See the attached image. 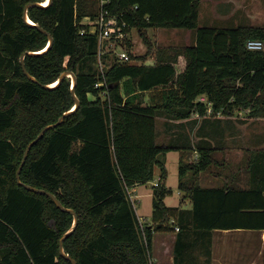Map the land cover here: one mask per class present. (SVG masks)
<instances>
[{"label":"trees","instance_id":"trees-1","mask_svg":"<svg viewBox=\"0 0 264 264\" xmlns=\"http://www.w3.org/2000/svg\"><path fill=\"white\" fill-rule=\"evenodd\" d=\"M103 1L32 5L27 9L32 26L23 19L24 8L46 1L0 0V264H72L59 251L72 214L16 179L28 144L74 107L69 77L43 87L66 71L75 75L79 106L31 147L19 179L76 213L77 225L62 243L76 264H151L154 234L174 232L173 264H203L200 256L206 249L208 254L213 231L264 230V148L245 150V188L234 182L205 188L197 176L215 164L217 148L190 136H223L219 113L228 118L227 129L235 111L264 118V49L246 48L248 40L264 44V28H199L200 0ZM100 11L125 22L121 45L128 62H118L108 42L99 47L97 35L82 23ZM159 28L193 30L194 44L158 48L154 64H146L153 48L147 31ZM132 29L146 45L143 56L131 53ZM26 52L39 53L23 59L35 81L21 66ZM157 117L176 122L174 127L185 121L189 128L159 144ZM190 150L197 157L191 163L179 159L177 187L191 209L168 206L163 156ZM155 169L151 222L142 224L129 191L152 182Z\"/></svg>","mask_w":264,"mask_h":264},{"label":"rangeland","instance_id":"rangeland-1","mask_svg":"<svg viewBox=\"0 0 264 264\" xmlns=\"http://www.w3.org/2000/svg\"><path fill=\"white\" fill-rule=\"evenodd\" d=\"M47 1V0H44ZM85 20L84 22H86ZM88 24V23H87ZM239 26L247 27H261L264 28V0H200V11L198 19V27H207L215 29H230ZM147 37L151 42L153 48L151 54L145 59V63L151 62L155 57V50L158 48H174L184 47L194 44L195 32L193 30L183 29H151L147 31ZM128 39L131 42V53L133 56L145 55L147 48L135 29H132L128 34ZM110 53L118 56L120 51L119 45L115 42H108ZM125 52L128 50L124 47ZM134 64H140V61H133ZM206 102V98H205ZM220 119H226L223 114L216 115ZM229 119L233 120V126L225 128L226 135L233 137L235 146L232 145L234 150L226 153H221L218 156H213L217 160L226 157L227 162H220L217 165L211 167L212 173L219 175L220 181L213 183L200 180L202 186H214L221 185L224 182V178L234 177L236 179H247V176L242 171L246 153L248 148H264V118H250L249 114L245 111H235ZM166 125H174L176 122L169 120L166 121L163 117L156 119V132L157 141L160 144H166L172 133H176V129L171 126V129H166ZM180 132V131H179ZM231 132H234L231 134ZM192 134V133H191ZM193 140L195 135H190ZM193 150L187 152L181 151H168L163 156L164 165L166 168L165 186L170 189L171 194L167 195L164 202L168 206H177L179 189L178 185V169L179 159L182 157L184 161H188L192 155ZM219 162V161H218ZM157 170V169H156ZM206 172V171H205ZM210 173V171H207ZM159 175V171L157 172ZM156 174V173H155ZM245 177V178H244ZM157 175L152 182L147 183L145 186L140 185L136 191V210L138 216L141 219H146L145 222H151L152 213V186L156 182ZM198 180V182L200 183ZM162 233H156L153 237L154 247H157L160 239H162ZM233 237V236H232Z\"/></svg>","mask_w":264,"mask_h":264},{"label":"crops","instance_id":"crops-1","mask_svg":"<svg viewBox=\"0 0 264 264\" xmlns=\"http://www.w3.org/2000/svg\"><path fill=\"white\" fill-rule=\"evenodd\" d=\"M85 20L88 21V18L84 19L82 23L87 25V23L84 22ZM154 62H155V57H153L151 62L148 64L152 65L154 64ZM178 62H179V65L177 69L179 70L183 69L184 65L181 59H179ZM197 100L200 101V97ZM195 117H198V116L194 114L192 118H195ZM226 119L221 120L222 127H225ZM200 125H201V121L198 120V123L196 124L195 129L199 128ZM165 126L167 130L171 129V126L166 125V123H165ZM174 128L176 129V131L178 130L180 132L185 133L189 128V124L183 121L182 123H180L179 127L175 126ZM194 137L196 140H193L192 142L196 143L198 140L202 139V140L208 141L210 144H212L213 147H216L217 151H215L213 156H218L219 154L224 153V152L226 153V156H227L229 151L234 150V148H237V147L232 146V145L234 146L236 145L235 141L233 142L234 138L229 135H226V131H225V134L220 137H209V136L207 137L206 136L205 137L194 136ZM156 141H157V138H156ZM196 157H197V152L196 151L192 152V155L189 157L188 162L190 163L193 162L196 159ZM214 159H215V162H214L215 164L212 165L211 167L217 165L220 162L222 163L227 162L226 157H223L218 160L214 157ZM211 170L212 169L207 170V171H210V173L207 171L199 173L197 176L198 180L199 181L203 180V181H207L210 183H213L215 181H220L219 175L216 173L215 174L212 173ZM157 172L158 170L155 169V173H156L155 175H157V179L154 185L158 182V178H159V175ZM246 181H247L246 178L243 180L240 178L234 180V177H233V180H232V177L230 178L226 176L224 178V182L221 185L202 186L201 181L199 184L201 187L212 188V187L222 186L224 184H232V182H234L236 184H233V185L245 188ZM146 184H144V186ZM139 186L140 185H136L133 189L129 191V194H130L131 200L134 203L136 215L140 223L149 224L150 222H145L147 218L145 220L141 219V217L138 216L137 214L136 203L138 202V200H136V197H137L136 191ZM177 195H178L177 206H179L182 209H191V202L188 198L185 197V193L179 190V193H177ZM161 236H162V239H160V242L158 243L157 247H154V242L152 241L151 264H173L172 248L174 245L176 233L175 232L167 233ZM209 241H210V248H209L208 254H207V249H206L205 250L206 255L200 256L201 263L203 264H264V230H261V231H257V230H216L212 232L211 239Z\"/></svg>","mask_w":264,"mask_h":264},{"label":"water","instance_id":"water-1","mask_svg":"<svg viewBox=\"0 0 264 264\" xmlns=\"http://www.w3.org/2000/svg\"><path fill=\"white\" fill-rule=\"evenodd\" d=\"M50 2H51V0H47V4L50 3ZM32 5H38V6H41V7H45L46 5H43L42 3H40V4H29V5H27V6L24 8V11H23V19H24V21L27 22L28 24L32 25V26H35V25H34V24L28 19V17H27V9H28V7H30V6H32ZM39 29H40V28H39ZM40 30H41L42 32H45V31L42 30V29H40ZM47 35H48V47H49V46L52 44V37H51L49 34H47ZM48 47H46V48H48ZM44 50H45V49H44ZM42 52H43V51H42ZM40 53H41V52H40ZM25 54L36 55V54H39V53H37V52H26V53H24V54L22 55V57H21V59H20V61H21V66H22L23 72H24V74L26 75V77H27L28 79L32 80V81H35V79H34L33 77H31V76L26 72V70H25L24 63H23V59H24ZM66 77H69L70 80H71V88H70V89H71V94H72V96H73V98H74V107H73L70 111L64 113V114L58 119V121H57L56 123L49 124V125L45 126V127L39 132V134L37 135V137H36L32 142H30V143L28 144V146L26 147V149H25V151H24V154H23V158H22L21 164H20V166H19V168H18V170H17V172H16V179H17V183H18L19 185L23 186L26 190L31 191V192H35V193H38V194H43V195H46V196L50 197V198L52 199V201L55 203V205H56L61 211L68 212V213L72 214V216H73V225H72V227L70 228V230L67 231V232H66V233L60 238V240H59V251H60V253H61L63 256H65L68 260H70V262H71L72 264H76V261H75V260L71 259L68 255L64 254V251H63V248H62V243H63V241L65 240V238H66L67 236H69V234L74 230V227L77 225V215H76V213H75L73 210H71V209H68V208L63 207L62 204L60 203V201H59V200H58L53 194L48 193V192H46V191H44V190H41V189L33 188V187L28 186V185H26V184H23V183H21V181H20V179H19L20 171H21V169H22V167H23V165H24V163H25V160H26L27 154H28L29 150L31 149V147H32V146H33L38 140H40V139L42 138V136L45 134L46 131H48V130H50V129H53V128L57 127L58 125H60L61 122L63 121L64 117H66V116L69 115L71 112H73L74 110H76L77 107L79 106V100L76 98L75 93H74V87H75V84H76V78H75V75H74L73 73L66 71V72H64V73H62V74L60 75L59 79L57 80L56 83H54L53 86H51V85H47V86H43V87H45V88H52V87L56 86L58 83H60V82H61L64 78H66Z\"/></svg>","mask_w":264,"mask_h":264},{"label":"built area","instance_id":"built-area-1","mask_svg":"<svg viewBox=\"0 0 264 264\" xmlns=\"http://www.w3.org/2000/svg\"><path fill=\"white\" fill-rule=\"evenodd\" d=\"M104 3L105 1L101 0V5ZM87 23L89 31L97 35L99 47L102 46L104 42H110L111 39H115L117 41L116 44L119 45L120 48L117 56L118 62L124 63L129 61L128 53L125 52L124 47L121 45L122 39L126 36V33H124V28L126 27L125 22L114 15H108L106 11H100L96 19H88ZM246 48L249 51H262L264 49V44L260 40H248ZM200 102H205L204 96H200ZM175 231H178L177 227Z\"/></svg>","mask_w":264,"mask_h":264},{"label":"bare ground","instance_id":"bare-ground-1","mask_svg":"<svg viewBox=\"0 0 264 264\" xmlns=\"http://www.w3.org/2000/svg\"><path fill=\"white\" fill-rule=\"evenodd\" d=\"M43 5H46L47 4V1L46 2H44V3H42ZM51 86H53V85H51Z\"/></svg>","mask_w":264,"mask_h":264}]
</instances>
